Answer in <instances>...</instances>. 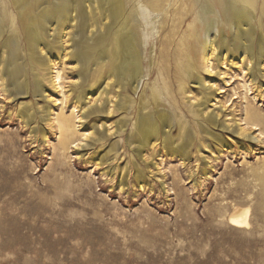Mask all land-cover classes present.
Returning a JSON list of instances; mask_svg holds the SVG:
<instances>
[{"label":"rangeland","instance_id":"obj_1","mask_svg":"<svg viewBox=\"0 0 264 264\" xmlns=\"http://www.w3.org/2000/svg\"><path fill=\"white\" fill-rule=\"evenodd\" d=\"M133 1L151 13L152 22L145 29V70L154 69V64H149L150 53L158 57L161 40L172 25L169 21L158 27L163 15L171 16L183 3L193 9L176 38L188 32L196 15L201 14L202 25L218 20L213 13H204V0H165L171 4L169 14L150 7L156 0ZM5 4L6 0H0V10ZM211 34H207L208 41L215 35ZM205 36L201 32L202 39ZM201 45L196 40L195 50L199 51ZM69 57L63 59L65 67L57 59L63 74L62 92L49 79L44 80L46 93L50 94L46 100L33 94L6 98L0 80V264H264L261 187L255 176L264 167V134L260 133L264 131V78L255 82L250 64L246 62L245 68L239 59L232 62L229 58L223 64L214 59L212 74L202 70L199 63L193 74L199 72L207 80L206 87L190 81L186 97L194 98L191 101L195 107L206 102L207 114L231 126V130L212 128L228 146H219L204 137L205 147L197 138L185 159L169 155L162 144L148 148L144 154L154 164L148 167L138 160L145 169L146 188L135 180V169L130 170L122 188V170L132 161V147L126 138L134 113L130 110L128 114L115 112L93 116L88 121L80 119L81 112L73 105L77 70H73L75 64ZM195 58L199 59L198 53ZM155 60L157 63L158 58ZM30 73L33 75V71ZM156 76L157 72L150 81ZM103 83L107 80L102 79L99 85L103 87ZM177 87L175 81L173 91L179 107L169 100L164 107L173 113L176 123L183 121L182 113L185 114V120L195 130L196 118ZM98 94L94 91L90 96ZM22 104L34 112L29 123L20 116ZM45 107L50 109V121L41 118ZM249 112L260 123L249 130L251 136L258 137L253 140L233 132L238 124L245 125ZM62 115L72 118L77 138L65 150L59 149L61 133L56 126ZM124 116L129 120L125 132L94 145L85 144L93 140L81 134L89 131L92 124L114 125ZM172 133L180 136L181 131L174 128ZM240 141L245 142L248 151ZM110 142H117L118 151L108 156L107 163L98 164ZM111 166L114 172L108 173ZM237 202L253 207L249 231L232 228L227 218L222 220L218 215H227Z\"/></svg>","mask_w":264,"mask_h":264},{"label":"bare ground","instance_id":"obj_2","mask_svg":"<svg viewBox=\"0 0 264 264\" xmlns=\"http://www.w3.org/2000/svg\"><path fill=\"white\" fill-rule=\"evenodd\" d=\"M150 5L154 11L164 13L171 4L156 0ZM203 8L204 13H213L218 18L217 22L202 25L201 14L196 15L189 24L188 32L178 38L176 36L180 35L181 27L191 17L193 9H187L183 3L171 12V16L163 15L158 27L166 26L169 21L172 25L161 40L158 57L153 56V51L150 53L149 64L151 67L154 64V69L145 70L148 57V33L145 29L152 22L147 7L138 6L133 0H6L0 10L2 89L6 98L33 94L46 100L50 94L46 93L44 80L49 79L62 92L63 74L57 59L60 58L65 67L63 59L70 55L71 63L75 64L73 70H77L75 78H78L73 105L79 108L80 119L88 121L93 116H109L115 112L128 114L130 110L134 113V122L126 138L128 146L132 147V161L128 163L130 166L123 168L119 185L123 188L128 173L135 169V180L145 189L147 184L143 180L146 173L138 160L148 167L153 162H149L144 154L146 149L162 144L169 155L185 159L197 138L205 147L206 138H211L219 146H228L220 133H215L212 128L230 129L231 126L220 123L216 115L207 114L204 111L206 102L202 101L195 107L194 101H191L194 98L186 97L190 81L201 88L206 87L207 80L199 72L193 74L199 63L202 70L212 74L214 59L219 64L226 63L229 58L232 62L239 59L245 68L246 62L250 64L251 77L255 82L260 77L264 78L261 72L264 69V0H204ZM142 27L144 31H141ZM201 32L206 35L204 39ZM210 32L215 35L208 41L207 34ZM196 40L202 43L199 51L194 48ZM197 53L199 59L195 58ZM156 72L157 76L150 81ZM102 79L107 80L103 87L99 85ZM175 81L178 93L187 100L189 109L191 107L189 111L196 118L195 130L185 120V114L182 113L184 120L176 123L173 113L164 107L166 100L179 107L173 91ZM141 83L145 87L141 88ZM94 91L99 94L90 96ZM19 111L25 122L34 119L29 105L22 104ZM41 118L51 120L49 107L43 109ZM258 121L259 118L249 112L245 125L238 124L233 132L244 139H256L258 137L251 136L249 130L259 125ZM128 125L129 120L124 116L114 125L96 122L81 135L93 140L92 143H85L90 146L115 133L125 132ZM56 126L61 133L59 149L65 150L77 140L75 123L71 117L62 115L57 119ZM174 128L181 131L180 136L172 133ZM260 133L263 135L264 131L261 129ZM240 144L249 150L245 142L240 141ZM117 151V142H112L98 164L107 163L108 156ZM113 168L109 167L108 173H113ZM255 176L261 187L260 208L264 220V167L255 172ZM248 195L251 197V194ZM252 214L251 205L237 202L227 215H218L222 220L227 218L232 228L249 231L253 225Z\"/></svg>","mask_w":264,"mask_h":264}]
</instances>
